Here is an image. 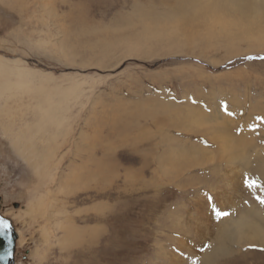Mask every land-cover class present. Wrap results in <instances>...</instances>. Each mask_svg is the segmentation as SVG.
Here are the masks:
<instances>
[{
	"label": "rangeland",
	"instance_id": "rangeland-1",
	"mask_svg": "<svg viewBox=\"0 0 264 264\" xmlns=\"http://www.w3.org/2000/svg\"><path fill=\"white\" fill-rule=\"evenodd\" d=\"M170 2L0 0L15 264H264V35L208 38Z\"/></svg>",
	"mask_w": 264,
	"mask_h": 264
},
{
	"label": "bare ground",
	"instance_id": "bare-ground-1",
	"mask_svg": "<svg viewBox=\"0 0 264 264\" xmlns=\"http://www.w3.org/2000/svg\"><path fill=\"white\" fill-rule=\"evenodd\" d=\"M259 1V0H258ZM260 3V2H259ZM170 10H162L163 12H159V15H163L168 21L172 20V17H177L180 20H183L184 26L186 27L191 18L195 19L193 16L197 14L198 12L200 13V16L207 20L210 25L209 31H205L207 33L208 38H213L214 36H227L229 39H234L236 38L237 34H240L244 36L247 39H252L254 40H262V36L264 35L261 32V29L257 30V26L262 24V20L264 19V9L259 8V4L256 5L257 7L253 6V4L250 3V0H171L169 4H166ZM155 9L148 8L147 12L150 13ZM156 14V13H155ZM154 14V15H155ZM150 15V14H149ZM174 20V19H173ZM161 21V20H160ZM175 21V20H174ZM177 23V21H175ZM192 27V22H190ZM219 25L220 27H217ZM172 26V25H170ZM174 26V25H173ZM172 26V27H173ZM189 27V28H190ZM263 28V27H262ZM206 29V28H205ZM217 29V31H216ZM150 30V29H149ZM255 30L257 32L255 33ZM171 31V30H169ZM168 31V32H169ZM178 31V29H177ZM167 32V35H168ZM185 34V33H184ZM153 36V35H152ZM185 36V35H184ZM151 37V35H150ZM189 38V37H188ZM216 38V37H215ZM264 44V43H263ZM7 64L0 60V76L2 75V71L6 70ZM13 74L12 70H10L8 73L5 74V77H9ZM10 84L12 82H9L7 85L8 90H10ZM5 108V107H4ZM46 110V109H45ZM7 112V111H6ZM196 114L199 113L198 111L195 112ZM45 114V113H44ZM211 118V117H210ZM50 120V119H49ZM51 122V121H50ZM55 122V121H54ZM22 123V122H21ZM49 125V122H47ZM53 123V122H52ZM58 124V123H57ZM61 124V123H60ZM199 124V123H198ZM52 125V124H51ZM50 125V126H51ZM59 126V125H58ZM18 127V126H17ZM49 127V126H48ZM52 127V126H51ZM27 128V125H26ZM45 128V127H44ZM47 128V127H46ZM57 128V126H56ZM24 129V128H23ZM50 129V128H49ZM55 129V128H54ZM48 131V130H47ZM20 133L22 132L19 131ZM28 132V131H27ZM24 131L23 137L27 135L28 133ZM46 132V131H44ZM23 133V132H22ZM30 133V132H29ZM41 133V132H40ZM47 133V132H46ZM32 134V133H31ZM43 134V132L41 133ZM49 135V134H48ZM36 136V135H35ZM18 136H16L17 138ZM22 137V138H23ZM22 138L17 139V146L19 149H25L28 153L33 152V142L31 140H27L25 146L20 147L22 142ZM39 138V137H38ZM27 139V138H26ZM51 140V139H50ZM53 140V139H52ZM226 141L229 140V138L225 139ZM21 142V143H20ZM229 142V141H228ZM24 143H25V138H24ZM35 146V144H34ZM32 149V150H31ZM197 149V148H195ZM194 149V150H195ZM23 151V150H22ZM191 151V150H190ZM199 151V150H198ZM52 152V151H51ZM51 152L46 155V158H50ZM244 155V154H243ZM247 155V154H246ZM246 157V156H245ZM45 158V157H44ZM200 158V157H199ZM47 159V160H48ZM41 160V159H39ZM46 162V160H45ZM43 162V164L45 163ZM161 164V163H160ZM56 166V165H55ZM170 168V167H166ZM80 177V176H79ZM223 192H226L223 190ZM230 195V194H229ZM218 196V195H217ZM216 196V197H217ZM228 197V196H227ZM231 198V197H229ZM227 199H221V203L224 206L229 207L230 205L228 204ZM229 205V206H228ZM251 210V209H250ZM248 210V212L250 211ZM201 211V210H200ZM29 212V211H28ZM192 212V211H191ZM199 213V211H198ZM28 215V214H27ZM192 215V214H191ZM194 218L196 220L199 219L198 214L194 212L193 214ZM203 215V212L201 213ZM206 215V214H205ZM244 215V214H242ZM252 215V214H251ZM245 217L249 216L244 215ZM242 217V216H241ZM244 218V217H243ZM263 218V217H262ZM248 219V218H247ZM192 220V219H191ZM244 221V220H243ZM261 221V220H260ZM241 222V221H240ZM254 222V221H253ZM202 223V221H201ZM242 223V222H241ZM187 224V223H186ZM239 224V223H238ZM71 225V224H70ZM199 225V224H198ZM236 225V224H235ZM99 226V225H98ZM197 226V225H196ZM227 226V225H226ZM238 225H236V229ZM240 226L242 227H251L250 223H247L246 220L243 222ZM257 226V225H256ZM203 227V226H202ZM259 227V225H258ZM262 227V225L260 226ZM263 228V227H262ZM69 229V228H68ZM75 229V228H74ZM196 229V227H195ZM203 229V228H201ZM200 229V230H201ZM245 228H243L244 230ZM240 230V229H239ZM248 230V229H247ZM256 230V228H254ZM223 231V230H222ZM258 231V230H257ZM243 232V231H242ZM245 232V231H244ZM72 233V232H71ZM94 234V233H92ZM222 234V233H221ZM246 234V233H244ZM249 236V235H248ZM254 234L252 235V237ZM259 236V235H258ZM255 237V236H254ZM260 237V236H259ZM241 238V237H240ZM244 238V237H243ZM246 238V237H245ZM257 238V237H256ZM257 240V239H256ZM241 242V241H240ZM185 242L183 241L182 244ZM224 246V245H223Z\"/></svg>",
	"mask_w": 264,
	"mask_h": 264
},
{
	"label": "water",
	"instance_id": "water-1",
	"mask_svg": "<svg viewBox=\"0 0 264 264\" xmlns=\"http://www.w3.org/2000/svg\"><path fill=\"white\" fill-rule=\"evenodd\" d=\"M0 221H6L8 229H0V264H15L17 233L12 222L0 214Z\"/></svg>",
	"mask_w": 264,
	"mask_h": 264
},
{
	"label": "snow or ice",
	"instance_id": "snow-or-ice-1",
	"mask_svg": "<svg viewBox=\"0 0 264 264\" xmlns=\"http://www.w3.org/2000/svg\"><path fill=\"white\" fill-rule=\"evenodd\" d=\"M257 185V181L255 180H249L248 181V186L249 187H254ZM262 187H264V185H261ZM261 203H264V199L261 200ZM217 215H226V213H221V212H217ZM9 225L6 221H0V229H8Z\"/></svg>",
	"mask_w": 264,
	"mask_h": 264
}]
</instances>
